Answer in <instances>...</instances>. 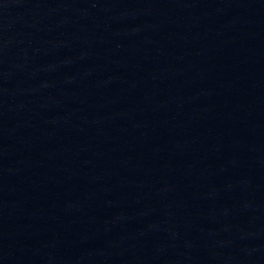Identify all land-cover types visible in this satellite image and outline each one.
Here are the masks:
<instances>
[{
  "label": "water",
  "instance_id": "obj_1",
  "mask_svg": "<svg viewBox=\"0 0 264 264\" xmlns=\"http://www.w3.org/2000/svg\"><path fill=\"white\" fill-rule=\"evenodd\" d=\"M0 264H264V0H0Z\"/></svg>",
  "mask_w": 264,
  "mask_h": 264
}]
</instances>
